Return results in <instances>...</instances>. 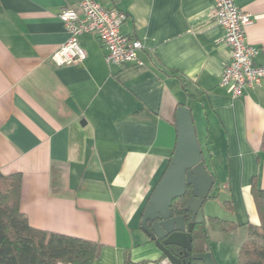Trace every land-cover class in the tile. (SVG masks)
I'll list each match as a JSON object with an SVG mask.
<instances>
[{
  "label": "crops",
  "instance_id": "0c3cea01",
  "mask_svg": "<svg viewBox=\"0 0 264 264\" xmlns=\"http://www.w3.org/2000/svg\"><path fill=\"white\" fill-rule=\"evenodd\" d=\"M79 1L0 0V173L21 174L22 214L32 228L100 245L93 264L159 263L140 220L186 106L218 190L203 217L218 218L215 202L218 219L238 226L207 223L211 254L235 264L247 226L259 223L250 185L264 191V79L237 98L220 85L230 50L214 0H94L127 15L121 33L141 41L144 66H107L101 43L83 35L85 60L56 67L51 56L69 37L58 15ZM234 3L251 16L246 42L264 65V0ZM224 235H235L234 255L215 256Z\"/></svg>",
  "mask_w": 264,
  "mask_h": 264
},
{
  "label": "trees",
  "instance_id": "16d2710c",
  "mask_svg": "<svg viewBox=\"0 0 264 264\" xmlns=\"http://www.w3.org/2000/svg\"><path fill=\"white\" fill-rule=\"evenodd\" d=\"M261 150H264V134ZM202 155L205 163L206 156L203 150ZM169 164L170 160L167 168ZM210 175L215 184L207 200L216 197L218 194L216 177L211 173ZM21 187V174L4 176L0 173V264H93L101 250V246L97 243L38 230L29 225L26 216L20 210ZM151 194L147 198V203ZM250 195L259 223L258 225L247 226L246 239L240 246L235 264H264V191L258 187L255 178L252 179L250 185ZM190 197L191 192L187 188L186 195L174 200L171 206L173 216H182L186 223L190 222L191 214L186 212L184 207ZM228 203L224 202L223 205L226 206ZM210 221L217 222L223 232H230L238 228L232 222L205 217L204 221L201 224H196L191 232V252L181 259L186 264H204L201 261L192 260L191 257L211 253L207 228V223ZM170 251L173 255L178 252L175 248H171ZM126 262L128 264L130 260L127 258ZM140 264L151 263L143 262Z\"/></svg>",
  "mask_w": 264,
  "mask_h": 264
},
{
  "label": "built area",
  "instance_id": "2783aa9c",
  "mask_svg": "<svg viewBox=\"0 0 264 264\" xmlns=\"http://www.w3.org/2000/svg\"><path fill=\"white\" fill-rule=\"evenodd\" d=\"M214 23L223 30L220 40L230 50L220 85L237 98L247 88H257L264 79V65H256L257 48L246 42V28L251 16L236 7L234 0H214L212 7ZM67 28L69 37L51 56L56 67L73 66L85 60V52L79 37L90 35L105 49L107 66L143 67L140 52L143 45L139 39L128 38L121 33L127 15L118 9H105L94 0H80L76 8H64L58 15Z\"/></svg>",
  "mask_w": 264,
  "mask_h": 264
},
{
  "label": "water",
  "instance_id": "95a60500",
  "mask_svg": "<svg viewBox=\"0 0 264 264\" xmlns=\"http://www.w3.org/2000/svg\"><path fill=\"white\" fill-rule=\"evenodd\" d=\"M175 128L176 144L170 164L155 186L140 220L141 232L163 257L157 264H186L179 256L186 257L191 252V232L196 224L204 221L202 207L215 184L205 166L191 111L186 106L177 108ZM187 188L191 197L184 210L191 214L189 223L182 216H173L171 211L173 201L183 198ZM171 248L178 250L177 255L171 253ZM191 259L215 264L211 253L193 255Z\"/></svg>",
  "mask_w": 264,
  "mask_h": 264
},
{
  "label": "rangeland",
  "instance_id": "374dc122",
  "mask_svg": "<svg viewBox=\"0 0 264 264\" xmlns=\"http://www.w3.org/2000/svg\"><path fill=\"white\" fill-rule=\"evenodd\" d=\"M213 194H215V193L213 192ZM210 206L212 207V213H214L215 216H217L218 218L224 219L225 211H223V209H221V207L219 205H217V203L211 202ZM234 236L235 235H224V237H222L221 240L218 238L221 242V245L219 247V251L218 252L216 251L215 256H217L219 254H224V255L228 254L229 255L231 253H232V255H234L233 251L235 252L236 244H233L232 240H231V238H235ZM213 239H216L215 235L213 236ZM214 242H215V240H214Z\"/></svg>",
  "mask_w": 264,
  "mask_h": 264
},
{
  "label": "flooded vegetation",
  "instance_id": "af4514ba",
  "mask_svg": "<svg viewBox=\"0 0 264 264\" xmlns=\"http://www.w3.org/2000/svg\"><path fill=\"white\" fill-rule=\"evenodd\" d=\"M176 255H177V254H176ZM182 257H183L182 255H181V256H179V258H181V259H182Z\"/></svg>",
  "mask_w": 264,
  "mask_h": 264
}]
</instances>
